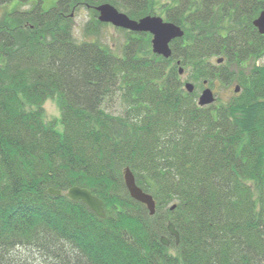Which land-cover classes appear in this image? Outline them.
<instances>
[{"label": "trees", "instance_id": "trees-1", "mask_svg": "<svg viewBox=\"0 0 264 264\" xmlns=\"http://www.w3.org/2000/svg\"><path fill=\"white\" fill-rule=\"evenodd\" d=\"M106 2L134 19L161 15L184 35L169 58L153 52L149 32L127 30L121 53L78 40L75 13L88 7L85 32L98 34L107 23L95 7ZM263 9L264 0H34L6 10L0 264H264V34L253 24ZM215 80L240 91L200 106ZM49 98L62 131L46 118ZM127 166L154 215L130 195ZM75 185L103 200L106 217L47 191Z\"/></svg>", "mask_w": 264, "mask_h": 264}, {"label": "water", "instance_id": "water-1", "mask_svg": "<svg viewBox=\"0 0 264 264\" xmlns=\"http://www.w3.org/2000/svg\"><path fill=\"white\" fill-rule=\"evenodd\" d=\"M98 11V19L104 23H111L112 25L132 32H149L152 35L151 45L154 53L159 54L165 58H169L172 55L171 42L184 35L183 28L172 22L165 20L164 17L158 14H149L139 19L131 18L126 12L119 10L115 5L106 2L101 3L95 7ZM254 26L258 31L264 34V9L260 12L258 17L253 20ZM224 57L217 59L218 63H222ZM179 72L184 74V67L180 66ZM205 87L202 89L198 96V103L200 106H207L214 103L217 99L213 89L207 85L205 81ZM195 83L191 80L185 82V88L188 92L195 90ZM235 92L240 91V85H236ZM125 184L130 192V195L144 203L150 211L151 215L156 213V200L153 195L144 191L136 182V177L130 167L124 169ZM47 191L52 195H66L73 200L83 201L92 211H94L99 217H106V212L103 206V200L86 187L78 185L70 187L67 191L49 187ZM175 208V205L171 207ZM168 230L170 235L176 238V242L179 243L180 236L179 231L176 229L175 224L170 221L168 224ZM161 241L164 245H170V239L167 235L161 237Z\"/></svg>", "mask_w": 264, "mask_h": 264}, {"label": "rangeland", "instance_id": "rangeland-1", "mask_svg": "<svg viewBox=\"0 0 264 264\" xmlns=\"http://www.w3.org/2000/svg\"><path fill=\"white\" fill-rule=\"evenodd\" d=\"M55 0H43L44 8H49L54 4ZM34 3V0L29 2H23L20 0H11L6 3L4 6L0 7V17L5 13V11H10L15 8H29ZM74 18V34L78 40H96L102 44H105L109 47H112L116 53L122 52V45L128 39L127 30L124 28L116 27L111 23L100 26L98 34H87L85 32L86 24L92 18V12L88 7H82L79 11L75 13ZM214 61L215 58H212ZM258 64H264V58H261L257 61ZM182 79L186 82L188 79V73L184 72ZM192 81V80H191ZM194 82V81H193ZM195 83V82H194ZM238 83L233 82L232 84H225L220 80H215L214 83L210 86L217 98L221 101H227L235 92L234 88ZM208 85V84H207ZM196 86V84H195ZM206 86V85H205ZM196 88V87H195ZM202 91V89L199 91ZM199 96V95H198ZM44 108L46 112V118L48 121H54L56 128L60 131L63 130V125L61 123V111L57 103V100L54 98H49L44 103Z\"/></svg>", "mask_w": 264, "mask_h": 264}]
</instances>
